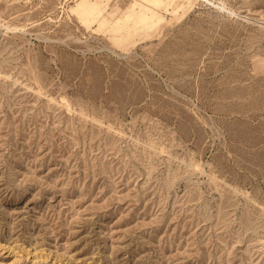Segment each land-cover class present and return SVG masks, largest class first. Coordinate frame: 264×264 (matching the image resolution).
<instances>
[{"label": "rangeland", "instance_id": "1", "mask_svg": "<svg viewBox=\"0 0 264 264\" xmlns=\"http://www.w3.org/2000/svg\"><path fill=\"white\" fill-rule=\"evenodd\" d=\"M0 264H264V0H0Z\"/></svg>", "mask_w": 264, "mask_h": 264}]
</instances>
